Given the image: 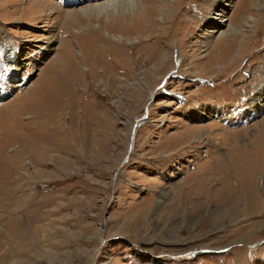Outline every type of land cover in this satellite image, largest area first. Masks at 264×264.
I'll return each mask as SVG.
<instances>
[{
    "label": "rangeland",
    "instance_id": "374dc122",
    "mask_svg": "<svg viewBox=\"0 0 264 264\" xmlns=\"http://www.w3.org/2000/svg\"><path fill=\"white\" fill-rule=\"evenodd\" d=\"M105 1L0 0V202L27 198L0 264H264V0H154L164 34L121 53L89 33Z\"/></svg>",
    "mask_w": 264,
    "mask_h": 264
},
{
    "label": "bare ground",
    "instance_id": "6f19581e",
    "mask_svg": "<svg viewBox=\"0 0 264 264\" xmlns=\"http://www.w3.org/2000/svg\"><path fill=\"white\" fill-rule=\"evenodd\" d=\"M226 1V0H225ZM220 4L224 5L223 2H221ZM51 5V4H50ZM136 7V0H106L105 2H103L102 4H97L93 7H89L87 9V11H85L84 13H98L100 14L101 12H105V13H109L108 15V21L105 22V19L103 18V16H99V21H98V25H99V28L97 29V33L95 34V30L91 29V25L89 24V33H91L90 35L94 37V39H101V36H102V31L105 30L107 32V34L111 35L112 37H110L111 39H113L114 41H116V36H118V40L119 42H112V40H110L109 36L108 38H105V41L106 43H103V45L105 46H110L112 45L113 46V53H121V51L123 52V47L124 45L126 44V41L130 40L132 36H136L137 38V42L140 41V42H144V44H146V41L145 40H148V41H151L153 39H155V34H164V31L166 30L167 26H159L157 21H156V18H157V15L159 14V12H161L163 10V12L165 13L164 10L166 9H169L168 5H166L165 3L164 4H158L156 1L152 0L150 2H147V4H144V5H141L140 7V10L138 11V13L135 15V16H132L130 18V16L126 15L124 17H122L121 15V12L123 13L126 9H133ZM167 7V8H166ZM56 8V7H55ZM43 9V8H42ZM56 10V9H55ZM175 8L172 9V11H174ZM113 11H116V13L113 14ZM40 12V11H39ZM58 12V11H57ZM60 12V11H59ZM173 14V12H172ZM172 14H170V16H168L166 18V21L169 20V18L172 16ZM60 15V14H58ZM111 15V16H110ZM220 15V14H219ZM88 16V15H87ZM105 17V16H104ZM107 18V17H106ZM173 19V18H172ZM222 21V19L220 20ZM84 23H88L86 21H83ZM105 22V23H104ZM90 23V22H89ZM182 23V22H180ZM168 30V29H167ZM171 31V30H170ZM235 31V30H234ZM106 34V35H107ZM163 36V35H162ZM153 38V39H152ZM150 39V40H149ZM228 40V39H227ZM158 41V40H157ZM177 42V41H176ZM155 43V42H154ZM229 43V42H228ZM218 46V45H216ZM122 49V50H121ZM121 50V51H120ZM116 51V52H115ZM170 52V51H169ZM231 52V51H230ZM163 54V53H162ZM161 53L158 54V53H155L153 52V54H151L149 57L150 59L153 61V70H149L147 73L150 75L149 77L151 78H155L158 76V78L161 76V74H164L163 72L161 74H159L163 69L166 68V63L163 64V67L162 69H160V62H161V59H166V61H168V53L166 55H162ZM212 54V53H211ZM230 54V53H228ZM99 56V55H98ZM208 56V54L205 56V58ZM212 57V56H210ZM222 57V60H224V58H226L228 60V57L229 55H227L226 52H223L221 51L219 53L218 56L215 55V57L211 58L212 59V63H213V66L214 68L217 67V65H220L221 64V61L219 60L220 58ZM208 59V58H207ZM210 59V60H211ZM195 60V59H194ZM171 61V60H170ZM225 61V60H224ZM196 63H198V61H195ZM195 63V64H196ZM223 63V62H222ZM215 70H217L215 68ZM102 72H106V69H103ZM218 73V72H217ZM221 73V72H220ZM163 76V75H162ZM161 76V77H162ZM160 77V78H161ZM136 92L138 90H135ZM60 101V100H59ZM60 106V105H59ZM55 108V107H54ZM187 134V133H186ZM185 136V134H183V137ZM70 139L76 141L78 143V148H80L81 146L83 147L82 145V142L80 140L83 139L82 138V133L77 131V130H73L70 135H69ZM67 140V139H66ZM64 143V142H62ZM75 143V142H74ZM191 145V144H189ZM191 147V146H190ZM67 148V146H66ZM76 148V144L74 146H71L70 147V150H72V152H75L77 151ZM164 149H166V146L163 147ZM175 148V147H174ZM58 149V148H57ZM180 149V147H179ZM68 150V149H67ZM168 150V149H167ZM175 150V149H174ZM77 153V152H76ZM175 157V156H174ZM17 158L18 157H14L12 159H10L9 161H2L3 163H5L7 165V163L12 167V166H16V161H17ZM39 162L37 164L34 163V165H32V169H33V173L36 174V173H39L41 171V167H43V162L46 160V157H45V154H44V157H39ZM49 159V157H48ZM44 160V161H43ZM163 161H166V156L165 158H163ZM1 163V162H0ZM2 164V163H1ZM4 164V165H5ZM238 167V166H237ZM236 167V168H237ZM242 168V167H241ZM244 168V167H243ZM5 169H8L7 167H5ZM10 169V168H9ZM8 169V170H9ZM238 169V168H237ZM236 170V169H234ZM239 170V169H238ZM236 171V173L238 175H240L238 178H241V176L243 174L246 173V171L244 172V170H241V171ZM249 170V169H248ZM254 170V169H253ZM11 171V169H10ZM257 172V171H256ZM32 173V175H33ZM242 173V174H241ZM232 174V173H231ZM254 174V173H253ZM257 174V173H256ZM39 175V174H38ZM228 175V174H227ZM255 175V174H254ZM30 177V176H28ZM27 177V178H28ZM227 179V178H226ZM242 179V178H241ZM240 179V180H241ZM251 178L248 179L247 182H250ZM239 181V180H238ZM30 181H27V183H29ZM33 182H35V179L33 180ZM31 181V183H33ZM241 182L242 184V188H243V191L242 193H240V196H236L235 198V202H236V205L240 204L241 201H243L247 206H246V209L247 208H250L252 207V203L257 200V194L256 192L254 191H251V189H249V184L247 185L246 182L244 183V181H239ZM27 183H26V187H29L30 185L27 186ZM224 183V182H223ZM14 184V183H13ZM30 184V183H29ZM20 186V184H19ZM18 186V187H19ZM23 187V186H22ZM252 187V186H251ZM6 188V187H5ZM16 188V187H15ZM9 189V190H8ZM8 189L6 188V191L5 193L7 194L6 196V203L7 204H14V206H12V211L9 213V216L7 217L6 219V216H5V225L9 224V223H12L13 220L16 221V215L15 217L13 216V212H17L20 207H23V205H26V201H27V198H25L24 200H16L15 198V195L17 193H25V191L21 188L18 189V190H12V188L10 189L9 186H8ZM241 189V187H240ZM1 191V190H0ZM18 195V194H17ZM16 195V196H17ZM25 195V194H24ZM23 196V195H22ZM181 197V196H180ZM243 197V198H242ZM30 200H32L31 198H28ZM4 200V199H2ZM29 200V201H30ZM182 200V199H181ZM5 201V200H4ZM4 201L3 202H0V204L3 203V208L5 209H8L7 207L9 205H5L4 204ZM256 202V201H255ZM180 203V202H179ZM178 203V204H179ZM243 203V204H244ZM251 203V204H250ZM181 204V203H180ZM178 206V205H177ZM178 208V207H177ZM253 208V207H252ZM4 209V210H5ZM11 210V209H10ZM15 214V213H14ZM20 218V217H19ZM21 219V218H20ZM14 221V222H15ZM18 221V219H17ZM20 221V220H19ZM23 221V220H22ZM19 224V223H17ZM21 225V224H20ZM18 225V226H20ZM23 225V224H22ZM10 226V225H9ZM8 226V227H9ZM14 226H15V223H14ZM12 227V225L10 226ZM9 227V228H10ZM22 227V226H21ZM13 229V228H12ZM199 249H210V248H199ZM215 250H219V249H215ZM157 253V252H156Z\"/></svg>",
    "mask_w": 264,
    "mask_h": 264
},
{
    "label": "water",
    "instance_id": "95a60500",
    "mask_svg": "<svg viewBox=\"0 0 264 264\" xmlns=\"http://www.w3.org/2000/svg\"><path fill=\"white\" fill-rule=\"evenodd\" d=\"M146 121H147L146 117H142V118L138 119L137 122H135V124H134V128H133L132 134L134 135L135 132H136V129L140 126V124H142V123H144Z\"/></svg>",
    "mask_w": 264,
    "mask_h": 264
}]
</instances>
